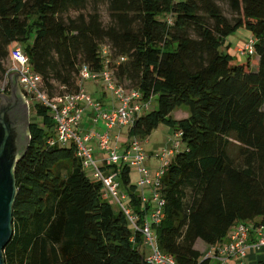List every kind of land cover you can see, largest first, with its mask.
Instances as JSON below:
<instances>
[{"label": "trees", "instance_id": "16d2710c", "mask_svg": "<svg viewBox=\"0 0 264 264\" xmlns=\"http://www.w3.org/2000/svg\"><path fill=\"white\" fill-rule=\"evenodd\" d=\"M89 3L91 11L70 15ZM242 26L254 38L245 62L221 49ZM14 44L51 96L77 92L83 64L98 73L107 64L141 100L154 98L129 135L144 140L160 124L173 130L171 137L179 134L159 189L164 217L154 226L159 248L177 264H211L195 247L198 239L217 246L240 223L264 225V0H0L3 73ZM181 106L189 115L175 118ZM33 109L37 119L30 121L28 148L15 169L5 264H147L141 232L87 174L75 144L55 142L50 109L38 102ZM102 167L116 172L142 223L147 211L131 168ZM250 260L264 264V250Z\"/></svg>", "mask_w": 264, "mask_h": 264}, {"label": "built area", "instance_id": "2783aa9c", "mask_svg": "<svg viewBox=\"0 0 264 264\" xmlns=\"http://www.w3.org/2000/svg\"><path fill=\"white\" fill-rule=\"evenodd\" d=\"M102 52L104 56H107L108 47L104 46ZM240 52L244 55L252 54L254 38H250ZM10 58L12 64L5 72L6 79L11 73H18L22 90L27 95H31L36 102L50 109L56 124L55 142L62 145L75 144L77 156L81 158L83 167L90 169L93 178L101 182L104 196L116 204L132 227L143 235V251L147 264H177L172 256L163 253L159 248L154 226L158 225L164 217L165 200L159 191L161 178L165 166L170 162L168 158L174 155L176 148L180 147V140L171 137V142L160 150L158 157L163 163L156 170L148 168L145 164L146 153L142 148L141 140L137 137L130 138V147L122 154L113 149L109 143L115 135L116 128L132 126L138 113L155 106L154 98L150 96L149 99L141 100L140 91L119 84L107 64L101 73L92 72L87 65L83 64L80 71V89L75 93L51 96L44 87L42 76L33 70L28 55L20 46L12 49ZM87 79L103 81L106 90L112 92L116 99L117 107H114L112 111L103 110L101 103L83 86V82ZM87 108L93 110L94 123H98L100 119L104 120L106 126L104 131H92L91 134L82 132V119ZM93 133L98 138L100 148L108 153L105 159L108 165L121 164L133 167L139 173L136 183L138 194L142 207L147 211L142 223L138 222L140 215L127 205L128 194L122 190L116 172L108 173L100 166L92 147L88 146L87 142L91 140ZM175 135V137L179 136L178 133ZM147 188L150 189L148 193ZM153 203L156 206L152 209ZM257 227L247 223L238 224L226 242L210 247L209 252L204 255L205 258H209L214 264H228L232 259L239 260L243 264V259L247 258L250 252L264 250V225Z\"/></svg>", "mask_w": 264, "mask_h": 264}, {"label": "water", "instance_id": "95a60500", "mask_svg": "<svg viewBox=\"0 0 264 264\" xmlns=\"http://www.w3.org/2000/svg\"><path fill=\"white\" fill-rule=\"evenodd\" d=\"M10 74L11 93H1L0 102V264L3 250L13 236V208L17 196L15 169L29 144V111L17 81Z\"/></svg>", "mask_w": 264, "mask_h": 264}, {"label": "rangeland", "instance_id": "374dc122", "mask_svg": "<svg viewBox=\"0 0 264 264\" xmlns=\"http://www.w3.org/2000/svg\"><path fill=\"white\" fill-rule=\"evenodd\" d=\"M220 4H221V7L223 8L225 14L230 16L231 11H230L228 4L224 1L220 2ZM91 9H92V3H89V5L86 9H82V10H78V11L75 9H72L70 11V15L76 16L80 12H83V11L88 12V11H91ZM100 11H101V15H102L104 22H106V23L109 22L110 15H109V10H108L107 4L100 5ZM252 37H253L252 32L250 30H248L247 28H245L244 26H242V27L238 28L237 30H235L234 32L228 34L224 38L223 45H222L221 49L225 52L231 53L234 56H237V58L239 60L245 62V61H247L248 56L242 54L240 52V49H243L246 46V44L248 43L249 39ZM14 46H20V44H14ZM254 58H257V56H253V59ZM10 64H11L10 58L5 59L3 62V65L6 68V70L10 67ZM8 81H9V76H8V79H6L5 73H3L0 70V91L4 90L3 93H8V95H10L11 88L8 86L9 85ZM83 86L85 87V89L87 91H89V93H91V94L95 93L93 95L96 98V100L99 101L100 98H98L95 91L98 90V88H101V84H96L93 79H87L83 82ZM7 88H8V90H7ZM59 88H62V87H59ZM21 92H22V94L24 93L23 91H21ZM23 96H24V94H23ZM0 102H1V97H0ZM33 105H34L33 100L29 101L28 111H29V120L30 121L37 119L35 117ZM186 113H187V115L189 114V108L186 106H181V108L174 110V112L172 114L175 118H183L186 116L185 115ZM172 132H173V130L170 129L169 126H167L165 124H160L155 130H153V132L148 137H146L144 140H141L142 141L141 142L142 148H143L144 152L146 153L145 164L147 165L148 168L150 167V169H152L151 166L153 165V163H155L154 170L160 168L163 161H160V158L158 157V155L160 154L159 153L160 150H159V148H156L157 147L156 145H158V143L165 141V138H166V140L168 138V141H169V139H170L169 133H170V135H172ZM120 133H121V138H120V141L118 143H119L120 148H122L123 143L128 144V142H129V144H130V139H129L127 128L120 130L118 132V134H120ZM112 138H114V137H112ZM112 143H113V140H111V144ZM150 153H153V154H150ZM148 154L153 156V157H151V160H152L151 163L152 164H150L148 162L150 160V158L148 157ZM86 172L90 177H93L90 169H88ZM137 174H138V176H137ZM130 177H131L132 183H137V181L139 179V173L133 167H131ZM155 206H156V204L153 203L152 209L155 208ZM256 220L260 221L261 218H257ZM196 247L199 248V250L203 253V255H205L207 252H209L211 245H207L204 241L199 239L197 241ZM251 253L253 254L254 252H251ZM250 254L246 259H243V261L246 262V264H248L247 259H249L252 255V254L251 255ZM229 263L232 264V262H228V264ZM211 264H214V262H211Z\"/></svg>", "mask_w": 264, "mask_h": 264}, {"label": "crops", "instance_id": "0c3cea01", "mask_svg": "<svg viewBox=\"0 0 264 264\" xmlns=\"http://www.w3.org/2000/svg\"><path fill=\"white\" fill-rule=\"evenodd\" d=\"M10 58V57H9ZM10 60H11V58H10ZM11 64H12V61H11ZM11 64H10V66H11ZM11 74H13V73H11ZM17 81H18V77H17ZM9 87L11 88V79H10V75H9ZM96 84H101V88H98V90H96L95 92H96V95L98 96V98H100L99 99V102L101 103V105H102V109L103 110H105V111H112L113 110V108L114 107H117V105H118V103H117V101H116V99L113 97V95H112V92H110V91H108V90H106V88H105V86H104V82L103 81H94ZM18 86H19V88H20V90L21 91H23L22 90V88H21V86H20V84H19V81H18ZM8 87V88H9ZM3 91L4 90H2V91H0V93H3ZM87 91V90H86ZM24 92V91H23ZM87 92H89V91H87ZM110 94H109V93ZM5 94H7L8 95V93H5ZM24 94V98H25V100L29 103V101H31V100H33V102L35 103L36 102V100L31 96V95H27L25 92L23 93ZM93 94H95V93H93ZM92 94V95H93ZM109 94V95H108ZM94 96V95H93ZM31 98V99H30ZM97 98V99H98ZM173 115V114H172ZM186 116L185 117H187L188 115H187V113L185 114ZM92 117H93V110L91 109V108H87L86 109V111H85V113H84V116H83V119H82V132H84L85 134H91V132L92 131H98V132H102V131H104L105 129H106V126H105V122H104V120H102V119H100L99 120V122L98 123H94L93 121H92ZM124 128H127L128 129V135H129V130H130V128H131V126H125V127H122V128H116L115 129V135H114V138H112V139H110V146L113 148V149H115L118 153H120V154H122V153H125L128 149H129V147H130V144H129V142H128V144L127 143H123L122 144V148H120V146H119V141H120V138H121V133L120 134H118V132L120 131V130H123ZM171 129V128H170ZM171 133V132H170ZM170 133H169V141H168V138H167V140H166V138H165V141H163V142H161V143H158V145H156L157 147L156 148H159V150H161L164 146H166L167 144H169L170 142H171V136H170ZM176 135L174 134L172 137L174 138ZM131 137H130V135H129V139H130ZM111 140H113V143L111 144ZM168 141V142H167ZM142 142V141H141ZM87 144H88V146H90V147H92V151H93V154H94V156H95V158L98 160V162H99V164H100V166H110V165H108L107 164V162H106V157H107V155H108V153H106V151H103L101 148H100V146H99V141H98V138H97V136L93 133V137L91 138V140H89L88 142H87ZM118 145V146H117ZM150 154H153V153H150ZM150 154H148V157L150 158V160L148 161L150 164H152L151 163V157H153V156H151ZM148 158V159H149ZM168 159H170V161L173 159V155L172 156H170ZM161 161V160H160ZM118 165H120V164H118ZM155 166V163H153V165L151 166L152 167V170H154V167ZM150 168V167H149ZM109 169V168H108ZM108 173H111L112 171L109 169V170H106ZM137 176H138V174H137ZM136 184V183H135ZM147 193L150 191V189L149 188H147ZM139 192V191H138ZM199 240V239H198ZM197 240V241H198ZM196 244H197V242H196ZM196 244H195V247H196ZM197 248V247H196ZM197 249H199V248H197ZM251 253V252H250ZM249 253V254H250ZM256 252H254L253 254H255ZM252 254V253H251ZM250 254V255H251ZM252 254V255H253ZM249 256V255H248ZM251 258V257H250ZM250 258L249 259H247L248 260V264H250ZM246 259V258H245ZM229 262H232V264H241L240 262H239V260H236V259H232V260H230ZM246 263V262H245ZM229 264H231V263H229Z\"/></svg>", "mask_w": 264, "mask_h": 264}]
</instances>
